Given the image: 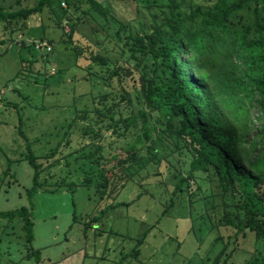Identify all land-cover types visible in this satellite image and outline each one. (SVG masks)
<instances>
[{"label": "rangeland", "instance_id": "374dc122", "mask_svg": "<svg viewBox=\"0 0 264 264\" xmlns=\"http://www.w3.org/2000/svg\"><path fill=\"white\" fill-rule=\"evenodd\" d=\"M19 1L0 0V6L15 11L38 0ZM98 1L110 11L108 22L98 20L102 25L82 15L85 3L80 10L63 4L71 21L80 17L74 41L93 50H112L110 36L124 25L138 27L140 14L149 23L146 7L161 0ZM190 1L206 7L215 2ZM65 19L64 31L49 12L42 21L33 16L25 31L18 29L22 23L0 21V212L27 207L33 222L29 243L23 219L0 217V264H37L29 259L31 250L40 252L39 264H264V238L242 227L247 215L238 208L237 188L223 194L213 174L199 173L173 194L188 178L194 154L168 130L166 119L157 122L152 114L154 143H146L149 153L130 158L129 145L141 147L136 135L118 138L106 128L99 133L95 115L82 118L92 97L110 89L86 70L100 67L87 54L77 60L61 40L69 31ZM20 35L52 40L54 50L23 48L15 41ZM28 148L42 166V187L32 198ZM225 214L239 228L227 226Z\"/></svg>", "mask_w": 264, "mask_h": 264}, {"label": "trees", "instance_id": "16d2710c", "mask_svg": "<svg viewBox=\"0 0 264 264\" xmlns=\"http://www.w3.org/2000/svg\"><path fill=\"white\" fill-rule=\"evenodd\" d=\"M83 3L87 5L83 16L110 20L109 9L98 0H38L33 7L15 11L0 6V21L14 26L22 23L18 29L25 31L33 16L42 21L49 12L55 16L57 28L64 31V20L69 18L65 33L69 38L65 40L63 35L61 40L70 43L77 60L87 54L101 69L94 71L89 66V76L110 89L92 97V107L82 112V118L95 115L99 133L106 128L118 138L136 135L141 147L129 145L131 158L149 153L146 143H154L156 127L150 125L152 114L157 113V122L166 119L168 130L194 154L188 178L179 182L173 194L199 173L213 174L223 194L238 189V208L247 215L242 227L264 238V0H215L209 7L193 5L190 0H161L146 7L149 23L140 14L138 27L124 25L114 38L110 36L112 50H93L74 41L80 17L71 21L63 4L80 10ZM15 38L21 47H30ZM39 40L53 46L52 40ZM105 119L109 122L103 124ZM168 130H162V136L180 152L182 148ZM28 151L25 160L34 169V184L28 191L32 198L42 187V166L30 148ZM0 217L23 219L28 242L33 241L30 209L0 212ZM225 220L227 226L239 228L227 215ZM134 250L139 253L137 246ZM30 255L29 259L34 256L37 264L41 262L39 251L31 250Z\"/></svg>", "mask_w": 264, "mask_h": 264}, {"label": "built area", "instance_id": "2783aa9c", "mask_svg": "<svg viewBox=\"0 0 264 264\" xmlns=\"http://www.w3.org/2000/svg\"><path fill=\"white\" fill-rule=\"evenodd\" d=\"M24 35L17 36V41L25 40L30 46H33L37 51L50 53L53 50V46L48 41L39 39L26 38Z\"/></svg>", "mask_w": 264, "mask_h": 264}]
</instances>
